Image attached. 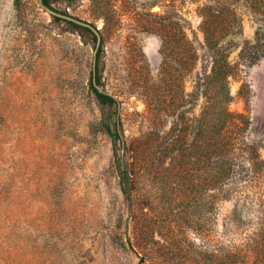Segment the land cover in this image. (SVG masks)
Instances as JSON below:
<instances>
[{
    "label": "rangeland",
    "instance_id": "1",
    "mask_svg": "<svg viewBox=\"0 0 264 264\" xmlns=\"http://www.w3.org/2000/svg\"><path fill=\"white\" fill-rule=\"evenodd\" d=\"M48 5L101 43L0 0V264H264V0Z\"/></svg>",
    "mask_w": 264,
    "mask_h": 264
},
{
    "label": "trees",
    "instance_id": "2",
    "mask_svg": "<svg viewBox=\"0 0 264 264\" xmlns=\"http://www.w3.org/2000/svg\"><path fill=\"white\" fill-rule=\"evenodd\" d=\"M43 4L46 5L47 7L51 8L49 5H48V0H43ZM56 21H61L60 19H57V18H54ZM67 23V22H66ZM68 25L72 26L74 29L76 30H85L87 32H89L94 40L95 37L94 35L86 30V29H82L76 25H73L71 23H67ZM99 56V54H98ZM101 87L103 89V86L100 84V80L95 77L94 80L92 81V83H90V91L94 94L96 100L99 102V104L101 106H113V105H116L117 104V100L112 97V96H109L107 95L106 93H100L96 88H95V85ZM106 132L108 133V135L113 138L114 141H117L119 142L121 145L124 146V142H123V139L122 137L120 136L118 130H115L114 133L111 131L110 127L106 125ZM115 146V145H114ZM117 155L116 151H115V156ZM118 158V157H117ZM116 168H117V172H118V176H119V180H120V184H121V188H122V192L123 194L126 196L127 200L130 201L131 199V194H130V191L132 190V180L130 178V174H129V171L127 169V167L123 164V162L121 163L119 161V158L118 160L116 161Z\"/></svg>",
    "mask_w": 264,
    "mask_h": 264
},
{
    "label": "water",
    "instance_id": "3",
    "mask_svg": "<svg viewBox=\"0 0 264 264\" xmlns=\"http://www.w3.org/2000/svg\"><path fill=\"white\" fill-rule=\"evenodd\" d=\"M133 1H136V2H139V3H148V2L170 1V0H133ZM39 6H40L42 9H44L47 13H49V14H50L52 17H54V18H57V19L63 20V21H65V22H67V23H71V24L76 25V26H78V27H80V28H82V29H86V30L90 31V32L94 35V37H95V39H96V49H95V50H96V51L98 50L99 45H100V43H101V37H100L99 32H98L96 29H94L91 25H89V24H87V23H84V22H82V21H79V20H77V19H74V18H72V17L65 16V15H63V14H60V13L54 11L53 9H51V8L47 7L46 5H44V4H43V0H39ZM93 83H94V82H93ZM94 85H95V83H94ZM95 88H96L100 93H105L101 87L95 85ZM106 94L109 95V96H111V95L108 94V93H106Z\"/></svg>",
    "mask_w": 264,
    "mask_h": 264
}]
</instances>
